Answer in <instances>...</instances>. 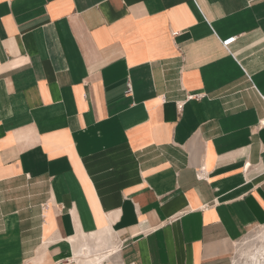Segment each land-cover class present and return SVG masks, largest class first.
<instances>
[{"label":"crops","instance_id":"obj_1","mask_svg":"<svg viewBox=\"0 0 264 264\" xmlns=\"http://www.w3.org/2000/svg\"><path fill=\"white\" fill-rule=\"evenodd\" d=\"M263 121L264 0H0V264H231Z\"/></svg>","mask_w":264,"mask_h":264},{"label":"rangeland","instance_id":"obj_2","mask_svg":"<svg viewBox=\"0 0 264 264\" xmlns=\"http://www.w3.org/2000/svg\"><path fill=\"white\" fill-rule=\"evenodd\" d=\"M94 247L93 240L89 239L83 245ZM90 249L87 257L81 256L76 259L75 256L66 262V264H96V249ZM260 252H262L260 254ZM264 226L255 227L250 229L247 234L242 238L236 248V252L231 260V264H263L264 262ZM260 254V255H259ZM253 255V256H251ZM256 256V258H255ZM262 256V257H260ZM260 257V258H259ZM255 258V259H254ZM254 261H252V260ZM258 259V260H257ZM260 259V260H259ZM105 262V263H104ZM120 264L117 256L108 257L102 264Z\"/></svg>","mask_w":264,"mask_h":264},{"label":"bare ground","instance_id":"obj_3","mask_svg":"<svg viewBox=\"0 0 264 264\" xmlns=\"http://www.w3.org/2000/svg\"><path fill=\"white\" fill-rule=\"evenodd\" d=\"M103 235H108V234H106V233L105 234H99V236H95V238L93 239L94 249H96V253H97L96 254V258H95L96 259V264H102V262L105 261V259L110 257L111 252H112V251L109 250V246H110L109 237L108 236L104 237ZM84 242L87 243V239L86 238H84ZM83 243L80 242V243L75 245L74 256H75L76 259H79L80 255L84 256V257H87L88 254L90 253V250L88 249V245H85V244L83 245ZM261 253L262 252H260V254ZM251 256H253V255H251ZM262 256L264 257V255H262ZM262 256H260V257H262ZM255 258H256V256H255ZM252 261H254V260H252Z\"/></svg>","mask_w":264,"mask_h":264},{"label":"built area","instance_id":"obj_4","mask_svg":"<svg viewBox=\"0 0 264 264\" xmlns=\"http://www.w3.org/2000/svg\"><path fill=\"white\" fill-rule=\"evenodd\" d=\"M132 93V86H131V84H129L128 85V89H127V92H126V94H131ZM202 171H204V168H202Z\"/></svg>","mask_w":264,"mask_h":264}]
</instances>
